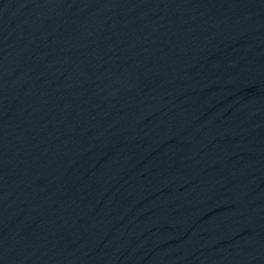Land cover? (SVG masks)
<instances>
[{
	"label": "water",
	"instance_id": "1",
	"mask_svg": "<svg viewBox=\"0 0 264 264\" xmlns=\"http://www.w3.org/2000/svg\"><path fill=\"white\" fill-rule=\"evenodd\" d=\"M264 0H0V264H253Z\"/></svg>",
	"mask_w": 264,
	"mask_h": 264
}]
</instances>
